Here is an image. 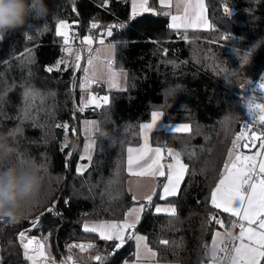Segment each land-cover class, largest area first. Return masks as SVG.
Here are the masks:
<instances>
[{"label": "trees", "instance_id": "16d2710c", "mask_svg": "<svg viewBox=\"0 0 264 264\" xmlns=\"http://www.w3.org/2000/svg\"><path fill=\"white\" fill-rule=\"evenodd\" d=\"M205 2L211 28L177 30L164 13L131 17L130 0H107L106 6L105 0H44L46 15L34 12L24 28L0 38V141L7 145L10 163L57 177V186L52 181L47 194L34 198L31 208L35 209H26L23 219L2 220L5 264L25 262L17 239L21 230L46 238L54 252L58 246L78 255L75 248L69 252L71 244L94 242L95 247L85 256L91 258L89 264H100L92 259L96 255L104 257L103 264L134 259L135 241H128L113 255V242L85 231L84 223L123 220L136 204L126 186L128 150L141 143V126L157 110L164 113L166 122L189 126L180 132L153 131L151 139L155 146L177 149L188 172L179 195L167 201L159 199L165 176L159 178L153 207L145 208L136 231L147 238L161 263L205 264L211 259V242L219 228L208 220L218 212L209 198L241 125L239 92L264 68V46L252 56L249 52L264 37V0ZM39 7L35 0L34 8ZM60 20L81 31H88L93 22L107 23L112 35L104 43L114 44L115 68L126 74L123 90L92 86L95 96L108 93L109 103L97 107L99 103L90 95L91 108L84 114H73L69 91L70 82L79 74L72 66L75 53L81 54V50L72 37L65 45L63 37L56 35ZM62 58L66 63L56 70L55 63ZM50 66L54 70L46 71ZM26 91L31 94L26 96ZM47 92L55 95L56 109L50 115L43 113L37 100ZM78 119L98 122L94 150L90 160H84L82 175L77 173L84 145L80 141L76 148ZM65 139L69 146L62 151ZM53 204L59 217L46 212ZM157 205L174 206L177 213H156ZM39 215L38 227L29 229V221ZM220 215L229 228L234 218ZM162 239L169 244L161 245Z\"/></svg>", "mask_w": 264, "mask_h": 264}, {"label": "snow or ice", "instance_id": "6c2138e0", "mask_svg": "<svg viewBox=\"0 0 264 264\" xmlns=\"http://www.w3.org/2000/svg\"><path fill=\"white\" fill-rule=\"evenodd\" d=\"M161 5L170 6V0H160ZM107 4V0H105V6ZM136 5H133L135 9ZM145 11H148L147 0H143V3L140 5ZM188 8L198 9L202 15V11L204 5L202 2H198L196 4H188L186 6V11ZM225 12L231 15L230 10L226 7ZM167 14V13H165ZM177 16H172L173 27H175V22L177 21ZM201 19L200 15L193 16L192 22H196V20ZM203 23H207L206 20L202 21ZM90 27L92 29H97L99 25L93 22ZM70 28V25L67 24L66 21L60 20L58 22V26L56 29V35L63 37V42L65 45L69 44V33L67 29ZM103 35L111 36L112 30L111 28L107 29ZM2 38V37H0ZM95 37L93 35H85L80 43L85 46L87 52L90 54L89 59L87 60V64L89 66L92 65L93 60L91 59V53L93 49L91 45L93 44ZM100 44L104 43L103 37L99 40ZM64 51H71L67 48ZM30 55V52H29ZM80 60L81 54L80 51L75 53V62L72 65L74 69L80 68ZM31 62V61H29ZM62 63H66V61L62 58L55 63V69L59 70V65ZM54 67H47L46 71L51 72L54 70ZM94 81H89V83ZM75 86V85H74ZM83 87V85H82ZM261 89H264V83L260 85ZM30 91H26L25 95H30ZM92 101H96L97 97L92 96ZM108 102V97L105 96L103 98V103ZM100 107V104L96 105ZM251 107V105H250ZM255 109L259 110V122L262 126H264V104H256ZM82 110V109H81ZM164 116L162 111H154L152 113L153 122L151 124H143L141 126L143 130H151L156 125V121L158 118ZM56 127H63L67 130V124H57ZM189 126L187 124H178L173 130L175 132L187 131ZM246 131H250L249 125H245ZM19 131V129H17ZM145 140V149L144 156H149L150 162L147 163L146 167H143L141 171L133 173L136 176H165V167L169 170V174L166 177V182L161 185V193L159 195V199L167 201L169 197H177L180 192L181 183L183 181V177L188 172V165L182 163L179 159L180 153L174 152L169 149L167 152L168 156L173 157L175 163H169L167 165L162 164V156H161V148H150L148 147V133L145 131L144 133ZM243 141L241 145L240 142ZM257 141H259L258 148L259 150L254 155H240L237 153L235 156L233 155L236 149L239 147L243 148H252L257 146ZM69 146V142L65 139V142L61 146V150ZM88 147H91L89 145ZM130 153L132 149L128 150ZM70 158V157H69ZM259 158L260 162L257 166V159ZM90 159V157H87ZM235 160V162H233ZM131 157H129V172H132L131 168ZM85 168L83 166L77 169L78 174H83ZM255 178V179H254ZM147 195L144 199L147 204L140 203L137 200L136 195L133 193L132 200L138 206L129 210L127 216L131 219H124L121 222L114 221H102L95 223L91 226L85 225L84 230L91 233H97L99 238L108 242H113V255L116 251H119L121 248L125 246V244L129 241H135L137 245L136 251V264H140L141 257V247L146 250L147 253L151 255V257H156L157 253L152 251L151 248L148 247L146 243V237L142 235H138L135 232L136 224L140 220V214L143 213L146 207H153L152 199L153 195ZM210 206L216 210H218L217 214L210 215L208 220L211 223H214L219 229L224 230V234L227 236H231L232 233L225 229V221L221 218L220 213H227L231 217L236 219L230 222V226L235 228L237 224L239 225L240 232L238 237L234 239H238V244H232L231 246L224 243V238L221 231H216L212 240V264H217V257L215 253V248L217 244L223 245L220 251L222 256L219 257L220 260H227L228 264H264V132L255 133L250 131V135L247 137L244 133H241L236 137V139L232 142L231 149L228 152V160L224 164V171L219 179L218 184L214 187L213 191L210 194L209 198ZM55 206L54 204L46 209L47 213L54 212ZM154 211L156 213H168L172 216H175L177 210L174 206L169 207H161L154 206ZM44 213H41L43 215ZM39 225V218L29 221V229L36 228ZM28 230H21L17 233V239L22 245L23 248V257L26 261H29L30 264H56L55 258L51 257L50 253L46 255L45 253V244L46 242H41L39 240H35L27 235ZM51 234H49L50 236ZM161 245L167 246L169 241L167 239H162L159 241ZM35 245V247H31ZM95 247L92 243L87 244H73L70 245L68 250L71 252L72 248H79L81 252L86 251L88 249H93ZM31 248V253L29 254V249ZM92 259L100 264H103L104 257L101 255H96ZM2 264V262H0ZM60 264H76L73 260L72 255H68L66 258L62 259ZM127 264V262H125ZM153 264H159V261H153Z\"/></svg>", "mask_w": 264, "mask_h": 264}, {"label": "rangeland", "instance_id": "374dc122", "mask_svg": "<svg viewBox=\"0 0 264 264\" xmlns=\"http://www.w3.org/2000/svg\"><path fill=\"white\" fill-rule=\"evenodd\" d=\"M198 2H202L204 5L202 15L200 13V10L198 9H192L188 8L186 11V6L188 4H196ZM143 3V0H130V15L131 17H137L143 14L151 13L158 15L159 13H167L169 17V23L170 26L174 29H193V30H208L211 28V23L208 18V13H207V5L205 0H170V6L167 5H161L160 0H147V7L148 11H145L143 8L140 7V5ZM136 5L135 9L133 8V5ZM195 15H200L201 19L196 20V22H192L193 16ZM172 16H177L178 19L175 22V27H173V20ZM206 20L207 23H203L202 21ZM68 25H70L67 22ZM69 33V38L72 39V42L76 44L78 47L75 38L71 35V25L70 28L67 29ZM79 48V47H78ZM93 63L91 66H89L87 63L84 66V72L86 74V79H84V83L82 84L83 87L81 86L82 93L87 94L85 99L82 100L83 105L91 107V104H89V95L95 96V94L92 92L93 87L92 85L94 83H89V81H94L97 86L99 84H103L106 87V90H123L126 88V74L124 71L121 69H116L115 68V63H116V50L115 46L112 43H104L100 44L98 48L95 51L94 58L92 59ZM80 89V90H81ZM85 96V95H84ZM107 96L108 97V102L109 103V95L108 93H103L101 95H96L97 100L96 104L100 103L103 98ZM55 95L53 96V93H48L45 95H40L38 96L37 100L40 101L39 106L42 107V111L45 115H50L54 113L56 109V104L54 100ZM76 124L78 125V130H77V136H78V142L76 145V148L80 146V141L84 140V145H83V150L80 155V162L78 164V168L83 166L86 168V164L84 160H90L87 159V157L92 156L95 142H94V134L98 130V122L95 121L94 119H87V120H82L79 122L78 120H75ZM172 128H174L178 124H170ZM91 145V147H88ZM175 150L174 152H179L177 149H171ZM44 183L42 190L40 193L42 195L47 194L51 187H52V181L56 185L57 177H54L53 175L50 176L48 174H45L44 176ZM57 186V185H56ZM63 186V185H62ZM62 186L58 187L59 190L62 188ZM64 187V186H63ZM63 189V188H62ZM39 193V194H40ZM38 194V195H39ZM37 195V196H38ZM36 196V197H37ZM35 197V198H36ZM33 205V201L28 202L26 209H31L34 210L35 208H31ZM160 206V205H159ZM163 207V206H161ZM123 220H119L121 222ZM117 222V221H116ZM95 223H98V221H88L84 223L85 225H93ZM43 242H46V253L50 255L53 254L52 250L50 249L49 242L46 238L41 239ZM24 251V250H23ZM27 261L23 264H25Z\"/></svg>", "mask_w": 264, "mask_h": 264}, {"label": "clouds", "instance_id": "9594fccd", "mask_svg": "<svg viewBox=\"0 0 264 264\" xmlns=\"http://www.w3.org/2000/svg\"><path fill=\"white\" fill-rule=\"evenodd\" d=\"M34 3L35 0H0V37L24 28L34 12L41 16L47 14L44 0H39V9L34 8ZM261 46H264V37L252 45L251 56ZM7 153L6 143L0 141V219L19 222L25 216L28 202L42 190L44 177L34 168L10 163Z\"/></svg>", "mask_w": 264, "mask_h": 264}, {"label": "built area", "instance_id": "2783aa9c", "mask_svg": "<svg viewBox=\"0 0 264 264\" xmlns=\"http://www.w3.org/2000/svg\"><path fill=\"white\" fill-rule=\"evenodd\" d=\"M73 1H75V0H73ZM98 25H99V27L97 29H92L90 27V29L88 31H81V29H79V28L71 27V35L75 38L76 43H77L78 47L80 48L81 54H82V57H81L82 60H81L80 68H79V74L77 76H75V78L70 82V85H69V91H70V97H71V110H72L73 114H75V115L84 114L86 112V110L91 108V107L85 106L83 104H81L82 105L81 106L79 104V100H78V98H79V87L84 83V79H86V74L84 72V66L87 63V60L89 59V56H90V54L87 52L85 46L80 43V40H82V38L85 35H93L95 37L93 44L91 45V47L93 49V52L91 53V59H93L94 55H95V51L98 48V46L100 45V43H99L100 38L103 37V40L105 42L107 36L103 35V33H105L107 29H109V25L107 23H101ZM92 83H94L92 86H97V84L95 82H92ZM261 83H264V68L262 69V71L259 74V76L257 77V79L249 82L248 84H245L239 92L238 98H239L240 103L243 106V113H242L241 125H240L239 130L237 131V134H236L237 136L240 135L241 133H244V135L247 137L248 135H250V131L255 132V133L264 132V126H262L260 124L259 119H258L259 110L255 109L256 104H264V89H261V87H260ZM99 104L101 106L104 105L103 100ZM250 105H251V107H250ZM246 124L249 125L250 131H246V129H245ZM240 143L243 144V141H241ZM258 144H259V141H257V146H254V147H258ZM52 213H54L57 217L60 216V213L57 209V205H55V210ZM36 218H39V221H40L41 216L39 215ZM36 218H34V219H36ZM234 219H236V218H234ZM2 220L3 219H0V262H2V264H5L4 249H3V245H2V234H1V222H2ZM227 230L229 232H231L232 235L227 236L225 234L224 235V243L229 245V246H231L232 244H237L238 239H234V238L238 237V235H239V232H240L239 225L237 224V226L235 228H232L230 226ZM135 232H136V228H135ZM29 237L43 242L37 236H29ZM129 241H132V240H129ZM87 243L94 244V242H91V241L77 242V243H73V244H87ZM73 244H71V245H73ZM31 247H35V245H33ZM221 247H223V245H221ZM45 249H46V245H45ZM75 250L77 251L78 255H75L73 253L64 252L57 246L56 252L52 251L53 254L51 255V257L55 258L56 264H60L61 260L66 258L68 255H72L73 260L76 262V264H89L90 263L91 258H90V260H88V259H85V256L92 249H88V250L83 251V252H81L79 248H75ZM45 253H46V251H45ZM29 254H32L31 248L29 249ZM46 255H47V253H46ZM220 256H222V253L219 250V253L216 256L217 257V264H228L226 259L220 260L219 259ZM25 264H30V262L27 261ZM205 264H212V258L208 262H206Z\"/></svg>", "mask_w": 264, "mask_h": 264}, {"label": "crops", "instance_id": "0c3cea01", "mask_svg": "<svg viewBox=\"0 0 264 264\" xmlns=\"http://www.w3.org/2000/svg\"><path fill=\"white\" fill-rule=\"evenodd\" d=\"M87 94H83V99H85ZM152 122H153V118H151L149 122L144 123V124H151ZM170 124H174V123L166 122L163 117L158 118L157 121H156V125L153 127V129H151V130H143V131L141 129V135H142L141 143L138 146L131 147V149H132L131 153L128 151V155H127V159H126V170H127V173H128V178H127V181H126L127 191L131 195H133V193H134L136 195V197H137V200L140 203L146 202V200L144 198L147 195H151V194L155 193V191L157 189L158 180L160 178V176H155V177H151V176H136V175L133 174L135 172L141 171L142 168L146 167L147 163L150 162L148 157L151 156V153H149L148 156H144V154H143L144 149H145L144 133H145V131H147V133H148V145H147L148 147H150V148L159 147V146L153 145V143H152V140H151L152 139V132L153 131H161V130L164 131V132H166V131L167 132L168 131H174ZM159 148H161V150H162L161 151V156H162L161 163L165 164V165H167L169 163L174 164L175 160L173 159V157L168 156L167 152H168L169 149H175V148H172V147H167V148L159 147ZM258 150H259L258 147L243 148V147H239L238 146V148L236 149V151L234 152L233 155L235 156L237 153H239L240 155H249L250 156V155H254ZM173 151H175V150H173ZM129 157H131V161H132V163H131L132 172H129ZM179 159L183 163V161L181 159V156L179 157ZM233 162H235V160ZM259 162H260V160L258 158L257 161H256L257 166L259 165ZM164 171H165V182H166V177L169 174V170L167 169V167H165ZM184 177H183V179H184ZM181 185H182V183H181ZM137 206L138 205L135 204L130 209H132L134 207H137ZM160 206L169 207V206H165V205H160ZM142 214L143 213L140 214V220H141ZM223 214L229 216V218H231V219L234 218V217H231L227 213H223ZM124 219H131V218L128 217L127 214H126ZM140 220H139V222H140ZM114 222H116V221H114ZM117 222H119V221H117ZM139 222L136 224V227L139 224ZM224 227H226V223H225ZM225 229H228V228H225ZM216 231H221L222 235H223V238H224L225 234H224V230L223 229H216ZM136 234H138L137 231H136ZM146 243H147L148 247L151 248L149 246L148 242H147V238H146ZM238 243H239V240L237 241V244ZM220 248H221V245L217 244V246L215 248L216 256L218 255ZM136 251H137V245H136V242H135L134 259H132L131 261H126L127 264H136ZM152 251L156 252L153 249H152ZM212 251H213V246H212V242H211V249H210L211 258H212ZM153 261H158L157 260V256L156 257H151V255L149 253H147L146 250L143 249V247H141L140 264H153ZM123 264H125V263H123ZM159 264H177V263H161V262H159Z\"/></svg>", "mask_w": 264, "mask_h": 264}, {"label": "water", "instance_id": "95a60500", "mask_svg": "<svg viewBox=\"0 0 264 264\" xmlns=\"http://www.w3.org/2000/svg\"><path fill=\"white\" fill-rule=\"evenodd\" d=\"M93 102H95V101H93ZM95 262H97V261H95Z\"/></svg>", "mask_w": 264, "mask_h": 264}]
</instances>
